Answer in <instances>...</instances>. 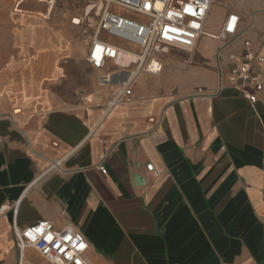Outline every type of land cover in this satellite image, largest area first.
<instances>
[{"label":"crops","instance_id":"obj_1","mask_svg":"<svg viewBox=\"0 0 264 264\" xmlns=\"http://www.w3.org/2000/svg\"><path fill=\"white\" fill-rule=\"evenodd\" d=\"M155 1L164 68L107 110L136 60L93 43L102 5L0 0V264L38 263L19 241L39 222L73 224L95 264H264V86L219 89L264 54V10L214 0L210 20L203 0L202 30L179 35L180 5Z\"/></svg>","mask_w":264,"mask_h":264},{"label":"built area","instance_id":"obj_2","mask_svg":"<svg viewBox=\"0 0 264 264\" xmlns=\"http://www.w3.org/2000/svg\"><path fill=\"white\" fill-rule=\"evenodd\" d=\"M97 3L102 5V10L93 26V43L136 60V66L122 82L121 90L107 104V110H110L117 105L125 89L139 74L158 75L162 72L164 64L153 53L156 35L164 15L158 11L155 0H97ZM53 7L48 13L49 17L53 13ZM120 10H128L140 18H128L122 15ZM261 66H264V54L255 50L246 51L242 63L228 69L225 76L227 84L221 81L219 89H238L245 97L256 101V97L248 88L264 86V70ZM117 75L118 73L102 75L99 77V83L110 85ZM61 162L62 160L55 161L42 177L57 169ZM146 170L153 178L160 176L153 163H148ZM6 210L8 206L4 205L0 208V213ZM19 245L36 252L47 264H95L88 257L89 241L73 224H66L57 229L51 222L34 223L23 232ZM21 264L36 263L24 258Z\"/></svg>","mask_w":264,"mask_h":264},{"label":"rangeland","instance_id":"obj_3","mask_svg":"<svg viewBox=\"0 0 264 264\" xmlns=\"http://www.w3.org/2000/svg\"><path fill=\"white\" fill-rule=\"evenodd\" d=\"M173 2H176L177 4H179L180 6L177 7L175 6L174 11L172 12V14L176 15L178 17V23H175L173 25V31L176 32L177 34H182L184 32H193V31H201L202 27L200 29V26H202L203 24V0H171ZM182 1H185L184 3L186 4V7L183 9L181 8L182 5ZM207 4H209L210 8L209 11L207 12V14H209L210 16V20H213V18L215 17V14L217 13V11H219V8L214 7V0H207L206 1ZM260 3V0H255V14H258L260 12H262L264 10V7L259 6L258 4ZM189 6V7H188ZM121 14L126 16V17H130L133 19H139L140 16L132 13L128 10H120ZM185 16L187 18H189L188 23H187V27L185 25V23H182V21L184 20L182 17ZM164 20H165V16H164ZM163 20V21H164ZM187 22V21H186ZM38 257V256H37ZM37 264H47L43 261V259H39Z\"/></svg>","mask_w":264,"mask_h":264},{"label":"bare ground","instance_id":"obj_4","mask_svg":"<svg viewBox=\"0 0 264 264\" xmlns=\"http://www.w3.org/2000/svg\"><path fill=\"white\" fill-rule=\"evenodd\" d=\"M56 10V9H55ZM59 10V9H58ZM60 11V10H59ZM62 11V10H61Z\"/></svg>","mask_w":264,"mask_h":264}]
</instances>
